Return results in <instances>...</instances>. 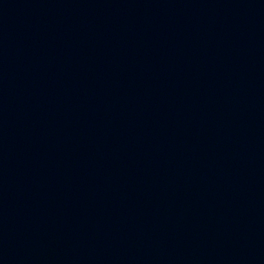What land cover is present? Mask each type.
Segmentation results:
<instances>
[{
    "label": "water",
    "instance_id": "95a60500",
    "mask_svg": "<svg viewBox=\"0 0 264 264\" xmlns=\"http://www.w3.org/2000/svg\"><path fill=\"white\" fill-rule=\"evenodd\" d=\"M0 264H264V0H0Z\"/></svg>",
    "mask_w": 264,
    "mask_h": 264
}]
</instances>
